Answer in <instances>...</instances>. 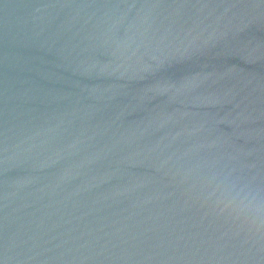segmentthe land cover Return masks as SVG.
Instances as JSON below:
<instances>
[{
    "label": "water",
    "instance_id": "obj_1",
    "mask_svg": "<svg viewBox=\"0 0 264 264\" xmlns=\"http://www.w3.org/2000/svg\"><path fill=\"white\" fill-rule=\"evenodd\" d=\"M219 157L264 175V0H0V264H264Z\"/></svg>",
    "mask_w": 264,
    "mask_h": 264
},
{
    "label": "clouds",
    "instance_id": "obj_2",
    "mask_svg": "<svg viewBox=\"0 0 264 264\" xmlns=\"http://www.w3.org/2000/svg\"><path fill=\"white\" fill-rule=\"evenodd\" d=\"M189 196L227 226L244 252L264 255V175L225 157L200 159L180 172Z\"/></svg>",
    "mask_w": 264,
    "mask_h": 264
}]
</instances>
